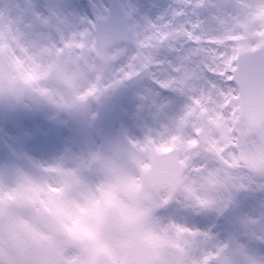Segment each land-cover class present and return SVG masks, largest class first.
Here are the masks:
<instances>
[{
    "label": "snow or ice",
    "instance_id": "6c2138e0",
    "mask_svg": "<svg viewBox=\"0 0 264 264\" xmlns=\"http://www.w3.org/2000/svg\"><path fill=\"white\" fill-rule=\"evenodd\" d=\"M177 3L155 20L153 3L105 9L67 36L54 30L87 0L63 13L0 3V98L70 107L147 79L154 96L187 100L157 138L93 157L96 183L5 165L0 264H264V0Z\"/></svg>",
    "mask_w": 264,
    "mask_h": 264
},
{
    "label": "rangeland",
    "instance_id": "374dc122",
    "mask_svg": "<svg viewBox=\"0 0 264 264\" xmlns=\"http://www.w3.org/2000/svg\"><path fill=\"white\" fill-rule=\"evenodd\" d=\"M119 1L121 5H159L161 10L149 16L153 20L178 7L177 0ZM44 2L53 11L63 13L60 6L72 0ZM87 3L90 5L88 12L76 13L68 24L54 31L67 36L72 31H82L91 19L93 23L95 18L107 14L108 0H87ZM186 104V98H181L174 106L170 99L154 96L148 80L132 88L103 89L70 107H59L35 94H25L20 102L0 98V182L15 178L14 173L6 175L2 171L5 165H12L33 178L54 179V174L46 171L49 169L79 170L87 183H96L100 174L95 166L88 170L87 160L95 156L103 159L126 156L134 150V144L143 143L149 137L157 138L165 125L179 118ZM111 108L119 113L116 122L107 117ZM177 223L192 226L183 220Z\"/></svg>",
    "mask_w": 264,
    "mask_h": 264
},
{
    "label": "water",
    "instance_id": "95a60500",
    "mask_svg": "<svg viewBox=\"0 0 264 264\" xmlns=\"http://www.w3.org/2000/svg\"><path fill=\"white\" fill-rule=\"evenodd\" d=\"M108 6H109V11L112 12L113 15H115L116 13H121L122 14L123 10L120 7L121 5L119 3V0H110ZM98 22L99 21L97 19L96 23H98ZM140 82H142V81H140ZM140 82H138V83H140ZM133 86H131V87H133ZM115 113L116 112L114 110H110V112H109L110 119L115 120L117 118V115Z\"/></svg>",
    "mask_w": 264,
    "mask_h": 264
}]
</instances>
